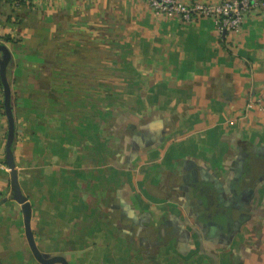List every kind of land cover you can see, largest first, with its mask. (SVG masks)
<instances>
[{
  "label": "crops",
  "instance_id": "0c3cea01",
  "mask_svg": "<svg viewBox=\"0 0 264 264\" xmlns=\"http://www.w3.org/2000/svg\"><path fill=\"white\" fill-rule=\"evenodd\" d=\"M106 1L129 4L127 76L143 77L145 111L111 122L107 140L122 147L110 150L104 166L76 145L84 134L58 133L55 121L45 122L38 109L52 103L36 100L59 46L61 60L81 76L82 16L105 0L1 7L13 158L31 216L40 213L52 235L79 246L85 259L95 251L79 264H104L97 254L116 264H264V10L247 14L238 33L221 34L209 19L156 16L143 0ZM3 101L0 82V203L10 193Z\"/></svg>",
  "mask_w": 264,
  "mask_h": 264
},
{
  "label": "rangeland",
  "instance_id": "374dc122",
  "mask_svg": "<svg viewBox=\"0 0 264 264\" xmlns=\"http://www.w3.org/2000/svg\"><path fill=\"white\" fill-rule=\"evenodd\" d=\"M82 18L87 21L88 28L85 34L87 39L80 46L84 59L80 64L81 76H73L78 68H69L66 62L64 64L61 60L64 51L62 46H59L60 56L56 57L59 61L53 64V73L40 78L39 83L36 81L41 91L36 101L38 106H48V102L52 103L48 107L38 109L44 121L49 120L51 124L55 121L54 128L58 133L84 134L86 138L82 141L76 136V145L85 147L88 155L98 154L104 166L110 156V150H120L122 147L121 143L115 145L107 140L111 122L127 111L144 114L143 77L127 76L130 72L128 70L133 66L132 53L128 51L127 45L126 24L132 19L128 3L120 2L111 6L110 1L105 0L101 7L83 13ZM95 24L99 26L95 27ZM41 63L40 69L47 70L49 62ZM53 76L58 80L57 89L54 88ZM29 77L28 86H31L30 83L34 84L36 76ZM65 87L68 88L64 91ZM94 150L97 153H92ZM24 197L30 201L28 195ZM29 201L27 202L31 207ZM23 219L21 206L13 199L10 188L8 199L0 203V245L5 246V249L0 251V264H39L28 247ZM31 226L33 231L37 232L36 241L40 252L47 258L63 256L69 264H79L81 260H90L91 255L95 253H88L85 259L83 253H79L78 244V247L75 244L71 245V248L63 244L66 238L53 236L52 231L48 230L51 223L45 221L40 213L34 212L31 216ZM3 230L5 233H2ZM77 239L80 240V237L71 240L77 242ZM97 256L99 260L106 258L104 264H116L112 262L110 254Z\"/></svg>",
  "mask_w": 264,
  "mask_h": 264
},
{
  "label": "built area",
  "instance_id": "2783aa9c",
  "mask_svg": "<svg viewBox=\"0 0 264 264\" xmlns=\"http://www.w3.org/2000/svg\"><path fill=\"white\" fill-rule=\"evenodd\" d=\"M14 6L30 5L40 0H12ZM57 0H44L53 4ZM156 16L178 17L184 22L209 19L219 33H238L244 18L250 12L263 9L264 0H222L216 4L185 3L181 0H143Z\"/></svg>",
  "mask_w": 264,
  "mask_h": 264
},
{
  "label": "water",
  "instance_id": "95a60500",
  "mask_svg": "<svg viewBox=\"0 0 264 264\" xmlns=\"http://www.w3.org/2000/svg\"><path fill=\"white\" fill-rule=\"evenodd\" d=\"M0 82L3 89L4 101L3 108L4 113L7 118L8 123V131H7V139L5 144V159L6 165L10 172V188L13 199L20 204L21 210L24 215L23 226H24V234L28 244V247L34 257V259L39 264H69L68 261L63 256H52L47 258L43 256V254L39 251L34 235L31 229V207L27 202L26 197L21 192V189L17 180V173L14 164L13 158V142L15 136V126H14V118L11 108V100H10V89L6 79V66L10 59V52L6 48V46L0 43Z\"/></svg>",
  "mask_w": 264,
  "mask_h": 264
},
{
  "label": "trees",
  "instance_id": "16d2710c",
  "mask_svg": "<svg viewBox=\"0 0 264 264\" xmlns=\"http://www.w3.org/2000/svg\"><path fill=\"white\" fill-rule=\"evenodd\" d=\"M3 4H8V5H13L14 6V3L12 0H0V10H1V7ZM21 5H25V4H21Z\"/></svg>",
  "mask_w": 264,
  "mask_h": 264
}]
</instances>
